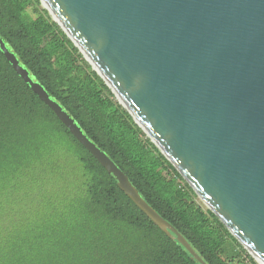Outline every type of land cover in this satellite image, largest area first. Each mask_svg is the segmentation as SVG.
Here are the masks:
<instances>
[{
	"label": "trees",
	"instance_id": "obj_1",
	"mask_svg": "<svg viewBox=\"0 0 264 264\" xmlns=\"http://www.w3.org/2000/svg\"><path fill=\"white\" fill-rule=\"evenodd\" d=\"M0 37L206 264H256L39 0H0ZM0 264H200L120 190L1 49Z\"/></svg>",
	"mask_w": 264,
	"mask_h": 264
},
{
	"label": "water",
	"instance_id": "obj_2",
	"mask_svg": "<svg viewBox=\"0 0 264 264\" xmlns=\"http://www.w3.org/2000/svg\"><path fill=\"white\" fill-rule=\"evenodd\" d=\"M229 233L264 263V0H39ZM14 71L191 259L206 264L31 77Z\"/></svg>",
	"mask_w": 264,
	"mask_h": 264
},
{
	"label": "rangeland",
	"instance_id": "obj_3",
	"mask_svg": "<svg viewBox=\"0 0 264 264\" xmlns=\"http://www.w3.org/2000/svg\"><path fill=\"white\" fill-rule=\"evenodd\" d=\"M40 8L41 9H44V7H43V5L41 4V2H40ZM51 17V16H50ZM84 58V57H83ZM86 61V60H85ZM115 97V96H114ZM115 99H116V97H115ZM117 100V99H116ZM197 196V195H196ZM196 201L205 209V210H208L207 209V207L205 206V204L202 202V200L197 196L196 197ZM242 246V245H241ZM243 247V246H242ZM243 249H244V247H243ZM245 250V249H244ZM246 254L247 255H249L250 257H252L251 255H250V253H248V251L246 250ZM253 258V257H252ZM253 260L255 261V263L257 262L254 258H253ZM256 264H258V262L256 263Z\"/></svg>",
	"mask_w": 264,
	"mask_h": 264
},
{
	"label": "bare ground",
	"instance_id": "obj_4",
	"mask_svg": "<svg viewBox=\"0 0 264 264\" xmlns=\"http://www.w3.org/2000/svg\"><path fill=\"white\" fill-rule=\"evenodd\" d=\"M256 261L258 262V264H264V263H262V261H260L258 258H256ZM256 262V263H257Z\"/></svg>",
	"mask_w": 264,
	"mask_h": 264
}]
</instances>
